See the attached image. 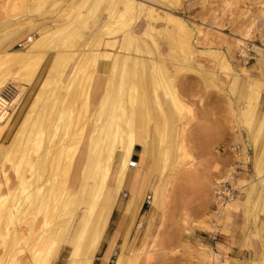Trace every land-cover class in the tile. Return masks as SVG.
<instances>
[{"label":"rangeland","instance_id":"1","mask_svg":"<svg viewBox=\"0 0 264 264\" xmlns=\"http://www.w3.org/2000/svg\"><path fill=\"white\" fill-rule=\"evenodd\" d=\"M69 1L0 0V36L8 32L17 33L15 37H18L29 22L62 24L67 16L85 11L86 1L79 0L71 9H67ZM174 1L180 6L171 7V11L190 28L195 55L186 57L177 45L167 40L165 33L161 35L163 29L159 22L155 24V45L150 44L148 37H142V41L150 48V57L143 56L145 59L153 58L157 66H161L156 77H159L157 81L160 83H157L160 86L155 88L165 120L154 106L156 95L152 83L139 85L146 92L143 95L142 90H139L141 92L137 94L133 110L137 112L143 102L151 101L154 104V119L146 124L143 159L140 163L135 162L133 168L129 167L130 163H134L133 160H127L124 176L126 184L122 188L127 196L124 197L125 192L119 194L117 202L120 204L117 203L111 212L94 263L101 264L100 258L107 241L116 232L123 207L128 206L130 185L127 181L133 176V171L138 170L135 201L130 207L131 218L136 213L135 222L129 233V221L121 225L105 264H115L119 255L125 258V264H264V76L259 74V79L255 77L264 67V0H168L169 4ZM146 2L158 9L168 5L160 0ZM103 16H100V21ZM131 18L130 27L142 33L146 17L139 14ZM123 24L117 23L108 30L113 34L112 38L121 36ZM196 26L204 34H196ZM247 31L250 34L246 38H250L252 44L248 50L250 60L245 67L250 70L257 61L259 68L254 69L249 79L261 80L262 86L258 102L249 98L245 104V92L250 80L242 84L246 80L237 77L243 63L235 53L234 43ZM95 33L96 28L86 31L85 41L92 40ZM210 40L214 43H210ZM174 45L177 50L173 49ZM209 49L215 52L218 59L215 55L198 54V51ZM223 57L231 72H227L219 62ZM11 67L0 69V76L3 75L7 81H12L10 76L17 70ZM43 88L46 92L49 90V86ZM164 89L169 95L163 92ZM111 100L109 96L108 102ZM176 101L181 102L178 109L173 107ZM247 104L254 106L252 113L249 111L245 114L243 111ZM126 112H129V108L123 109L121 116L124 117ZM156 125L165 130L163 142L154 135ZM59 130V135L63 136L65 130ZM55 141L57 139L53 140L55 146L61 144L59 140L58 143ZM137 150L135 147L134 155ZM225 177H231L236 190L234 201L229 203L227 210L216 207L212 198L215 183ZM24 196L22 193L16 198L22 199ZM147 196L150 197V203L144 205ZM9 205L12 206V200L0 212V261L5 264L20 260L37 242L38 235H28L26 231L32 224L37 229L43 228L44 232L60 231L62 237L70 233L82 208L79 207L73 220L68 221L66 216L52 219L53 214L50 212L42 215L38 210H13ZM237 216L241 219L234 221L233 217ZM15 228L25 238L16 239ZM230 233L233 237H241L243 247L248 251L253 252L257 245L258 255L253 254V257L240 261L228 259L222 242ZM62 241L57 244L62 253L60 260H54L52 264H62L65 260L63 250L67 245Z\"/></svg>","mask_w":264,"mask_h":264},{"label":"bare ground","instance_id":"2","mask_svg":"<svg viewBox=\"0 0 264 264\" xmlns=\"http://www.w3.org/2000/svg\"><path fill=\"white\" fill-rule=\"evenodd\" d=\"M77 1L67 2V9ZM83 1H86L85 11L67 16L62 24L29 22L18 37H15L17 33L8 32L0 36V69L11 66L17 69L14 74L10 73L12 81L0 76V212L12 200V206H9L13 210H38L42 215L50 212L52 219L66 216L70 221L82 207L68 235L61 237L60 231L53 229L44 232L43 228L37 229L33 224L27 228L28 235H38L37 242L12 264H52L62 255L57 245L61 240L67 245L63 250L65 260L62 264H95L104 229L126 184L127 160L132 159L135 147L139 149L137 162L143 159L146 124L154 119L151 101L143 102L137 112L133 110L137 94L142 90L140 86L151 82L156 95L155 86L160 83L156 77L161 66H157L153 58L143 56L150 57V48L142 37H148L150 44L155 45V24L159 22L163 29L161 35L165 33L167 40L177 45L186 57L195 55L190 28L171 11V7L180 6L178 2L169 4L170 0H160L168 5L158 9L147 0ZM139 14L146 17L142 33L130 27L131 16ZM101 15L105 16L100 21ZM117 23H124V28L120 37L112 38L113 34L108 30ZM93 28H96L93 39L86 42V31ZM196 34L204 32L196 26ZM249 34L247 31L234 43L235 53L243 63L237 75L246 80L242 84H246L254 69L259 68L257 61L250 70L245 67L250 60L248 50L252 44L250 38H246ZM175 45L172 47L177 50ZM201 53L215 55L211 49L198 51ZM219 62L231 72L224 57ZM258 74L264 76V67ZM47 86L49 90L46 92L43 87ZM261 86V80H250L245 104L249 98L258 102ZM142 92L144 95L145 88ZM163 92L169 93L167 89ZM109 96L112 100L108 102ZM155 101L154 106L165 120L157 95ZM248 104L243 110L245 114L254 109ZM173 107L180 108L181 102L176 101ZM128 108L129 112L122 117V110ZM59 128L65 130L63 136L59 135ZM154 135L163 142L164 128L156 125ZM56 139L55 143H61L59 146L53 143ZM138 177V170H134L127 181L130 185L128 206L123 207L116 232L107 241L101 264L108 259L124 221H129L128 233L135 222L136 213L131 218L130 207L135 201ZM22 193L24 198H16ZM229 206L227 204L222 209L227 210ZM14 231L15 238L24 237L21 231ZM0 264L5 263L0 261ZM115 264H125V258L117 256Z\"/></svg>","mask_w":264,"mask_h":264},{"label":"crops","instance_id":"3","mask_svg":"<svg viewBox=\"0 0 264 264\" xmlns=\"http://www.w3.org/2000/svg\"><path fill=\"white\" fill-rule=\"evenodd\" d=\"M259 58H261V57H259ZM255 77L259 79L258 72L255 74ZM137 151H139V149ZM137 157H138V153L136 155H134V152H133L132 153V160L134 163L137 162ZM121 192L126 193V195H124V197L127 196V192L125 191V189L121 190L120 193ZM117 203L120 204V202H117ZM115 210H117V209H115ZM240 219H241V217H239V216H237L235 218L233 217L234 221L235 220L237 221ZM223 239H225V242H222L223 243L222 245L226 249V255H227L228 259H237L240 261L241 259L251 258V257H253L251 255H253V254L258 255V253H259L257 245H255V250L253 252L244 249V247H243L244 242L242 241V238L238 237V236L233 237V235L231 233L229 234L228 237H224Z\"/></svg>","mask_w":264,"mask_h":264},{"label":"built area","instance_id":"4","mask_svg":"<svg viewBox=\"0 0 264 264\" xmlns=\"http://www.w3.org/2000/svg\"><path fill=\"white\" fill-rule=\"evenodd\" d=\"M135 163H130V168H133ZM236 190L232 185L231 177H225L220 181L216 182L213 191L212 198L218 208H223L227 204L234 201ZM150 203V197L147 196L143 202L144 205Z\"/></svg>","mask_w":264,"mask_h":264}]
</instances>
